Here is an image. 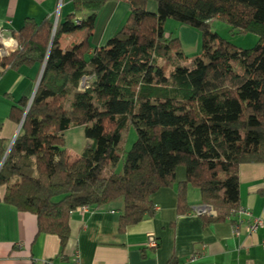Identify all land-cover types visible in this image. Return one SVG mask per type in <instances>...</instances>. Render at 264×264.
<instances>
[{"label":"trees","instance_id":"obj_1","mask_svg":"<svg viewBox=\"0 0 264 264\" xmlns=\"http://www.w3.org/2000/svg\"><path fill=\"white\" fill-rule=\"evenodd\" d=\"M69 1L73 11L54 29L49 17H25L13 32L16 48L0 56L2 71L41 65L46 55L0 165V201L33 213L37 233L55 234L61 248L74 208L118 202L123 232L152 216L151 195L173 184L177 214L188 212L190 186L214 212L199 213L205 223L233 222L239 165L264 162V0H150L154 12L149 0H123V23L91 49L88 36L105 0ZM166 19L198 32L200 51L188 62L177 38L164 32ZM211 19L232 33H255V44L236 47L210 28ZM78 29L84 36L62 49L59 37ZM27 101L11 105L15 124ZM128 125L135 139L122 151ZM73 126L83 127L87 142L70 160L63 132ZM4 150L0 142V159ZM176 166L184 168L182 181H175Z\"/></svg>","mask_w":264,"mask_h":264},{"label":"crops","instance_id":"obj_2","mask_svg":"<svg viewBox=\"0 0 264 264\" xmlns=\"http://www.w3.org/2000/svg\"><path fill=\"white\" fill-rule=\"evenodd\" d=\"M155 8L153 1H147L149 12H154ZM72 11L69 0H0V36L5 48L9 52L16 48L13 32L25 17L35 21L49 17L53 23ZM126 14L127 4L123 0H105L88 36L90 49L103 45L123 23ZM163 30L177 38L187 62L188 57L200 51L199 34L195 29L166 19ZM84 32L80 29L77 36L62 34L59 46L65 49L78 42ZM40 66L0 71V142L5 150L17 133L18 124L9 118L11 105L20 98L32 97ZM237 174L238 209L261 220V225L251 233L245 229L244 214L234 215V220H240L237 234L232 232L234 221L228 218L205 223L197 213L204 204L199 201L198 191L190 186L186 191L188 212L177 214L173 184L151 195L152 216L126 226L123 232L117 230L118 202L97 208L87 206L85 211L72 210L68 219L69 236L61 248L55 234L37 233L33 213L0 201V264H43L42 261L71 264L75 254L80 264H264L261 244L264 240V162L241 163ZM174 178L176 182L184 180L182 166L175 167ZM203 212L214 214L211 207L210 212ZM150 237L156 241V247L147 245Z\"/></svg>","mask_w":264,"mask_h":264},{"label":"rangeland","instance_id":"obj_3","mask_svg":"<svg viewBox=\"0 0 264 264\" xmlns=\"http://www.w3.org/2000/svg\"><path fill=\"white\" fill-rule=\"evenodd\" d=\"M210 28L213 31H215L217 35H219L221 38L227 40L229 39L232 44H234L236 47L239 48H249L253 46L257 40V35L255 33H251V32L244 34L232 33L229 30V26L220 19H211ZM79 30L80 29L75 30L72 33H75V35L77 36ZM165 33L167 34L168 32L165 31ZM82 130H83L82 126H73L66 129L63 132V138H64L63 147L70 160L73 159L76 155H78L80 151L86 146L87 139L84 138ZM134 139H135V131L131 125H128V127L121 132V137L118 146L122 151H126L131 146ZM118 168L119 167H117V169Z\"/></svg>","mask_w":264,"mask_h":264},{"label":"built area","instance_id":"obj_4","mask_svg":"<svg viewBox=\"0 0 264 264\" xmlns=\"http://www.w3.org/2000/svg\"><path fill=\"white\" fill-rule=\"evenodd\" d=\"M74 21L77 23L78 19L75 18ZM0 52H1L0 54L2 56L9 53V49L5 48V46H4V41H3V37L2 36H0ZM86 80L87 79L85 77H82V79H81V81L79 83V88L82 89L83 87L86 86ZM86 208H87V206L83 205V206H78V207L74 208L73 210L85 211ZM203 211L204 210L202 208L197 209V213H201ZM236 213L237 214H244L246 216L247 225H246L245 229H246V231L248 233L253 232L258 226L261 225V220L259 218L251 216L249 212H247V211H245V210H243L241 208H239ZM239 222H240V220H234V224H233V227H232V232L235 233V234H237V228H238ZM156 244H157L156 241L152 237L148 238L147 245L149 247H156ZM261 244L264 247V240L261 241ZM42 263L43 264H49L46 261H42ZM71 264H80V260H79V257H78L77 254H75L74 257L72 258V263Z\"/></svg>","mask_w":264,"mask_h":264},{"label":"water","instance_id":"obj_5","mask_svg":"<svg viewBox=\"0 0 264 264\" xmlns=\"http://www.w3.org/2000/svg\"><path fill=\"white\" fill-rule=\"evenodd\" d=\"M55 24H56V20H53V29H54V27H55ZM53 29H52V31H53ZM51 36H52V33H51ZM50 43H51V37H50V40H49V43H48V46H47V51H48V48H49V46H50ZM47 51H46V54H47ZM45 58H46V55H45V57H44V59H43V61H42V63H41V66H40L39 77H38V79H37V83H38L39 78H40V75H41V73H42V69H43V66H44V63H45ZM37 83H36V84H37ZM30 100H31V98H29L28 101H27V105H26V107H25V109H24V111H23V114H22V117H21V119H20V122H19V124L17 125V131H18L19 127H20V124H21V122H22L24 116H25V113H26L27 108H28V106H29ZM11 144H12V143H10V144L7 146L5 152H4V154H3V156H2V158H1V160H0V165L2 164V162H3V160H4V158H5L6 154H7V152L9 151ZM200 208L204 209V211H208V212H210V207H209L208 205H206V204L202 205Z\"/></svg>","mask_w":264,"mask_h":264}]
</instances>
